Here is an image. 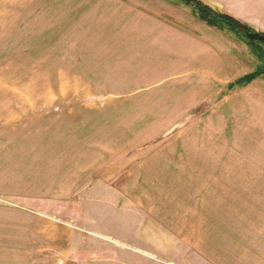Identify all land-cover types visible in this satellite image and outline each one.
<instances>
[{"label":"crops","instance_id":"obj_1","mask_svg":"<svg viewBox=\"0 0 264 264\" xmlns=\"http://www.w3.org/2000/svg\"><path fill=\"white\" fill-rule=\"evenodd\" d=\"M114 1L117 0H48L43 11L48 15V30L52 34L46 36H69L65 32L56 33L61 29L64 14L90 13L91 20L98 23L96 16L109 11L115 16H127L128 33L124 35L129 42L128 63L138 72L135 76L140 77L139 84L161 85L162 79L169 77L174 87L217 86L229 85L231 80L235 82L245 76L239 63L231 58V39L198 20L185 5L148 0L141 8H135ZM2 4L0 1V7ZM15 8L18 10L17 4ZM31 10L36 12V7ZM116 18L113 17L119 22L121 17ZM77 28L84 30L82 25ZM96 29L98 25L91 30L94 37L99 36ZM47 98L57 100L52 95ZM39 100L32 95L0 93V264H134L130 261L136 255L151 263L155 257L151 248L147 250L150 243L147 242V249L142 252L129 246L121 248L114 238L81 230L66 207H52L70 203L77 196L66 185L60 188L61 182L82 183L93 174L103 176V163L96 156L90 159L92 155H86L95 138L80 136L85 127L78 128L79 133L73 130L75 123L70 110H63L62 120L57 123L61 111L54 105L36 111L27 104ZM44 112L46 117L40 119ZM175 145L169 146L170 157L159 152L142 158L143 165L156 168L136 173L151 177H130L129 189L121 193V197L128 199L129 213L137 211L139 207L133 206L135 200L143 197L149 199L144 201L143 213L160 214L159 261L264 264V174H254V178L247 173L243 177L211 173L210 167L226 166V163L216 164L208 158L191 157L189 153L185 157L186 141ZM118 175L117 172L116 177L107 180H118ZM147 180L166 184L142 191L132 184ZM168 182L199 184L180 197L168 190ZM87 194L85 191L82 196ZM119 196V190L95 192V197ZM154 197L156 201L152 200ZM46 202L47 207L43 204ZM147 240L151 242L150 238ZM96 244H101L103 252L105 248L110 250L112 255L107 250L103 256L99 255L96 246L94 249L86 246ZM119 250H126L123 256L126 260H120L119 254L114 253Z\"/></svg>","mask_w":264,"mask_h":264},{"label":"rangeland","instance_id":"obj_2","mask_svg":"<svg viewBox=\"0 0 264 264\" xmlns=\"http://www.w3.org/2000/svg\"><path fill=\"white\" fill-rule=\"evenodd\" d=\"M0 1H3L0 7V93L39 97V101L27 104L36 111L54 105L61 111L57 114V123L62 120V111L70 110L75 123L73 130L79 133L78 128L85 127L80 136L95 138L86 155H92L90 159L96 156L98 162L103 163V176L93 174L82 183L61 182L60 188L66 185V189L75 190L77 196L70 203L52 207H66L73 223L81 230L114 238L123 246L121 248L129 246L142 252L147 249V242L150 243L147 250L152 249L155 259L149 263L136 255L131 263L165 264L159 261L160 214L143 213L144 201L149 202L143 197H137V204L133 206L139 208L131 214L128 199L121 197L122 191L129 189L130 177L149 179L151 176L137 173L156 168L143 165L142 158L159 152L170 157L169 146L176 147V143L186 141L185 157L189 153L191 157L208 158L216 164L226 163V166L210 167L211 173H231L233 177H243V173L249 177L264 174V47L259 42H249L243 29L217 28L231 39V58L242 67L241 73L245 76L261 73L255 83L231 90L226 83L174 87L169 77L163 78L161 85L139 84L140 77L135 76L138 72L128 63L129 42L124 35L128 33L126 15L115 16L108 11L105 15L98 14L96 23L90 13L61 14L64 21L56 33L65 32L69 36L49 37L46 35L52 33L48 30V15L43 11L48 0ZM199 1L233 17L252 32L264 35V0ZM114 2L141 8L148 0ZM33 7L36 12L31 10ZM186 10L192 13V8ZM113 17L121 18L117 22ZM78 25L84 30L78 29ZM97 25L94 31L99 36L94 37L91 30ZM15 27L19 31H15ZM80 34L86 36L80 37ZM48 95L56 96L57 100L47 98ZM39 116L45 118L46 112ZM89 131L98 133L88 134ZM117 172L118 180H107L116 177ZM136 181L132 184L139 186L137 191L166 184ZM194 184L199 183H167L168 190L180 197L190 192ZM107 190H119L120 196L95 197V192ZM85 191L88 194L82 196ZM155 205L158 206L153 203ZM58 216L63 218L62 214ZM86 246L93 249L96 246L99 255L103 256L106 250L112 255L105 247L103 252L101 244ZM114 253L119 254L120 260H126L123 258L126 250Z\"/></svg>","mask_w":264,"mask_h":264},{"label":"trees","instance_id":"obj_3","mask_svg":"<svg viewBox=\"0 0 264 264\" xmlns=\"http://www.w3.org/2000/svg\"><path fill=\"white\" fill-rule=\"evenodd\" d=\"M164 1H176L180 4L185 5L188 8H192L193 15H195V17L198 20L205 23L209 27L222 29L225 28V26H227L230 29H243L244 35L247 31H251L249 28L242 25V23H240L233 17L219 13L199 0H164ZM262 73H264V71H262ZM260 74L261 73L259 72L244 76L236 80L235 82L229 84L228 89L231 90L234 89L235 87L236 88L245 87L250 83H252L255 79H257L260 76Z\"/></svg>","mask_w":264,"mask_h":264},{"label":"water","instance_id":"obj_4","mask_svg":"<svg viewBox=\"0 0 264 264\" xmlns=\"http://www.w3.org/2000/svg\"><path fill=\"white\" fill-rule=\"evenodd\" d=\"M245 37L248 41L259 42L264 47V35L247 31L245 33Z\"/></svg>","mask_w":264,"mask_h":264}]
</instances>
